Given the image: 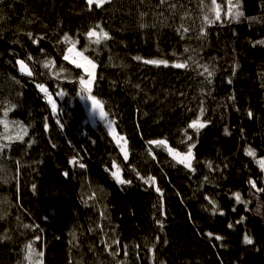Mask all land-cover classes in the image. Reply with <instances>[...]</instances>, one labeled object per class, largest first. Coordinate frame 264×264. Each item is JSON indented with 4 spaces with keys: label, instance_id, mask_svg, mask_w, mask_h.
<instances>
[{
    "label": "trees",
    "instance_id": "1",
    "mask_svg": "<svg viewBox=\"0 0 264 264\" xmlns=\"http://www.w3.org/2000/svg\"><path fill=\"white\" fill-rule=\"evenodd\" d=\"M217 6L222 20L230 6L242 16L207 24ZM261 41L264 0H110L91 9L86 0H0V264H264ZM73 45L96 65L95 78L64 59ZM81 77L127 141V160L105 121L85 113ZM37 84L58 103V119ZM194 120L206 123L198 133ZM156 140L182 154L194 144V170ZM113 162L130 184L117 183Z\"/></svg>",
    "mask_w": 264,
    "mask_h": 264
},
{
    "label": "snow or ice",
    "instance_id": "2",
    "mask_svg": "<svg viewBox=\"0 0 264 264\" xmlns=\"http://www.w3.org/2000/svg\"><path fill=\"white\" fill-rule=\"evenodd\" d=\"M86 2H87V5L89 6V9H91L93 4H95L97 7H102L105 3H109L110 0H86ZM163 2H164V0H161V3H163ZM212 3L215 4V0H212ZM218 8H219V6H217V9H214L215 15H214V17L212 19H209L208 16L204 17V20H205V22L207 24H216L217 22H220V23L238 22L240 20V17L242 16V13L239 10H236L233 7L230 6L228 8V11L225 14L226 18L224 20H222L221 13L218 10ZM237 8H238V5H237ZM184 31H187V29H185ZM88 36H89V38L96 37V39L92 41L93 43L98 44L100 42V34L97 33L95 30L90 31L88 33ZM103 38L104 39H110V37H108L107 33H103ZM64 39H65V41H68L69 37L65 36ZM260 43H264V41H261ZM68 51H69V53L74 52V46L72 48H69ZM76 55L79 56V57H82V59H83L82 63L81 62L77 63V67H84L85 71L88 74V76L89 77H94V71H90L89 67H86V65L90 66V68L92 70L95 69L96 65L93 64L92 61L89 60L87 57H84L83 53H76ZM64 59L68 60L69 56L66 55L64 57ZM137 59H140V58L137 57ZM17 63L20 65V71L22 73H24V74H26L28 76H32V71L29 70L28 66L24 63V61H22V60L21 61H17ZM144 63H146V64H155V65L163 64L165 66H167V64H168V62L164 61V60H145ZM188 66L189 65L187 63H176V64L173 65V67H175V68H185V69L188 68ZM44 67H46V68L49 67V64L45 63ZM203 69H204V73H207L208 77H211L214 74L212 71H209V68L206 65L203 66ZM201 74H203V73H201ZM79 82H80V84L82 86V92L86 93V95L82 96V98H86V99L90 100L91 104H92V112H93V114H96L98 112L100 118L102 120H105V122L108 125L110 134L113 136V139L116 140L117 145L120 148V151L123 153L124 159L127 160L128 159L127 141L124 139V137L118 136L116 134L115 130L112 128V121L107 119V114L104 112L101 102L95 96H92L90 94L91 90H92V80L89 79V80L86 81L83 77H81ZM230 82L231 81H229V83ZM37 87L42 92H44L46 95L49 96V103L52 106V112H53V114H56L57 113V105L51 99V96L48 93L47 88L44 87L43 84H37ZM60 95H63V93H60ZM201 112H203V109H201ZM248 115L251 117L252 113L249 112ZM57 122L59 123V120ZM205 126H206V123H202L199 120H194L189 125V127L195 129L197 133L199 132V130L201 128H203ZM226 132H227V130H226ZM188 139L191 140V136H189ZM121 142H123V143H121ZM149 143L150 144H154V145H166V141H164V140L150 141ZM194 146H195L194 144L190 145L189 148H188L187 153L183 154V155L178 153V152H174L172 149H168V151L173 156V158L177 160L178 163L183 164L186 168L194 170V169H192V164H191V160H192L191 149ZM3 148H4V145H0V150H3ZM149 151H151V150H149ZM246 155L255 158L256 157V152L254 150H252L251 148H249L246 151ZM72 163L73 164H77L78 161L76 159H73ZM258 163H259V165L261 167V170L264 171V159L259 160ZM79 167L83 168L84 165L81 163V164H79ZM113 167L116 169V171L113 172L112 175L116 179L117 183H119V184H130L131 183V180H125V179H123L121 177V175H120V171L121 170L115 164V162H113ZM209 167L211 168V164H209ZM137 175H139V174H137ZM140 178L143 180V182L145 184H149L150 186H151V184L154 183V178H152V177H148L147 179H144L143 177H140ZM250 184H251L252 188H256V182L255 181H250ZM156 191L159 192L160 191L159 188H157ZM257 191H264V188H258ZM234 195H235V199H236L237 203H242L243 202L241 200V198H240V194L239 193H235ZM209 203L212 204L213 205V209H215L216 206H215L214 202L209 200ZM220 214L223 215V212H220ZM161 227H163L162 224H161ZM229 227H231V225H229ZM211 235L212 234L209 233V236H211ZM215 239L220 240L222 238L219 237V236H216ZM244 243L248 244V245H252L254 243V241H253L252 238H250L246 234L244 236ZM29 249H30L29 256L35 254L34 249H31L30 245H29Z\"/></svg>",
    "mask_w": 264,
    "mask_h": 264
},
{
    "label": "rangeland",
    "instance_id": "3",
    "mask_svg": "<svg viewBox=\"0 0 264 264\" xmlns=\"http://www.w3.org/2000/svg\"><path fill=\"white\" fill-rule=\"evenodd\" d=\"M93 5H95V4H93ZM102 36V35H101ZM103 37V36H102ZM101 37V38H102ZM94 38H96V37H94ZM74 46V52H72V53H68V56H69V60L70 61H72V62H75V63H78V62H83V59H82V57H79V56H77L76 55V53H82L81 51H79L78 49H77V47H76V45H73ZM72 46V47H73ZM71 47V48H72ZM83 56H84V54H83ZM85 57V56H84ZM86 67H89V70L90 71H94V70H92L91 68H90V66H87L86 65ZM84 68V67H83ZM85 69V68H84ZM92 78H95V73H94V77H92ZM92 80V79H91ZM39 89V88H38ZM40 90V89H39ZM41 91V90H40ZM49 92V91H48ZM46 96V98H48V95H45ZM85 99L86 98H84L83 99V104H84V101H85ZM48 100V99H47ZM48 102V101H47ZM49 105H50V103H49ZM58 105V104H57ZM51 110H52V108H51ZM56 115H59V106H58V111H57V113H56ZM105 126H106V129H107V131H108V133H109V135L111 136V138L113 139V136L110 134V131H109V128H108V125H107V123L105 122ZM112 128L115 130V132H116V134L119 136V134L117 133V131H116V129H115V127H114V124L112 123ZM114 140V139H113ZM115 141V143L117 144V142H116V140H114ZM121 143H123V142H121ZM118 146V145H117ZM157 146H160V147H163V148H165V150L168 152V154H170L169 153V151H168V149H171L170 147H169V145L166 143V145H157ZM119 148V147H118ZM120 149V148H119ZM127 151H128V147H127ZM174 152H177V151H175V150H173ZM121 152V151H120ZM192 152V160H191V164H192V167H193V163H194V152L193 151H191ZM178 153H180V152H178ZM121 154L123 155V153L121 152ZM128 154H129V151H128ZM180 154H182V153H180ZM183 155V154H182ZM170 156H171V158L173 159V160H175L176 162H177V160L176 159H174L173 158V156L170 154ZM124 157V156H123ZM178 163V162H177ZM180 164V163H179ZM183 165V164H182ZM116 171V169L114 168V170H113V172H115ZM120 175H121V172H120Z\"/></svg>",
    "mask_w": 264,
    "mask_h": 264
},
{
    "label": "water",
    "instance_id": "4",
    "mask_svg": "<svg viewBox=\"0 0 264 264\" xmlns=\"http://www.w3.org/2000/svg\"><path fill=\"white\" fill-rule=\"evenodd\" d=\"M21 61V60H20ZM25 63V62H24ZM26 64V63H25ZM27 65V64H26ZM28 66V65H27ZM17 67H18V70L19 72L21 73V75L25 78H28V79H33L34 78V75H33V72H32V76H28L24 73H22L20 71V65L17 63ZM29 70H31V68L28 66ZM32 71V70H31ZM101 102V101H100ZM102 106H103V110L104 112L107 114V118H108V113H107V109L105 107V105L101 102ZM84 108L87 112V115H88V118L90 119L91 122L93 123H101V122H104L105 120H102L98 114V112L96 114H93L92 112V104H91V101L88 100V99H85L84 101Z\"/></svg>",
    "mask_w": 264,
    "mask_h": 264
},
{
    "label": "bare ground",
    "instance_id": "5",
    "mask_svg": "<svg viewBox=\"0 0 264 264\" xmlns=\"http://www.w3.org/2000/svg\"><path fill=\"white\" fill-rule=\"evenodd\" d=\"M44 93V92H43ZM44 95H46L45 93H44ZM51 96V95H50ZM48 101H49V96H48ZM51 99L56 103V105H57V102L55 101V99L51 96ZM50 106H51V104H50ZM51 108H52V106H51ZM57 110H58V105H57ZM84 111H85V113L87 114V112H86V110H85V108H84ZM55 117H56V119H58V115H56V114H53Z\"/></svg>",
    "mask_w": 264,
    "mask_h": 264
}]
</instances>
